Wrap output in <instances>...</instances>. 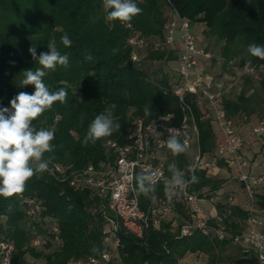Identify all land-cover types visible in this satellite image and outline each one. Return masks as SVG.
Wrapping results in <instances>:
<instances>
[{
    "label": "trees",
    "instance_id": "16d2710c",
    "mask_svg": "<svg viewBox=\"0 0 264 264\" xmlns=\"http://www.w3.org/2000/svg\"><path fill=\"white\" fill-rule=\"evenodd\" d=\"M135 2L142 12L131 22L121 23L107 20L103 0H0V108L7 107L11 111L10 101L20 92H35L33 85H19L23 71L39 67L29 52L30 47L35 46L39 56L49 51L47 44L55 39L58 51L69 56L67 68L58 66L43 78L51 91L66 89V102H55L32 122L37 130L55 128L53 149L43 157L49 161L48 170L34 175L23 193L7 198L0 196V238L14 246L10 264H35L36 260L40 264H74L80 258L99 257L104 251L111 254L107 264H119L117 260L120 264H181L188 254L205 255L210 264H219L216 261L227 247L240 252L230 258L231 264H258L250 252H244L231 240L232 235L242 232L243 221L249 214L232 206L233 216L229 223L225 222L227 236L223 240L206 237L197 230L190 236H180L181 219L187 218V210L178 204L181 218L177 226H173L171 220H164L159 229L149 228L142 237L119 228L120 247L114 250L104 242L103 236V230L115 219L108 196L98 195L88 188L69 187L52 172L55 166L71 171L88 164L98 165L104 159V141L120 138L136 117L150 121L173 114V123L179 122L181 113L169 82L176 74L181 43L176 38L170 45L163 44L171 7L190 23L199 46L208 51L213 42L217 47L216 54L200 59L204 75L212 83H223L224 75L234 81L241 79L233 91L224 89L223 108L243 136L244 145L243 127L251 132L258 122L251 116L264 115V76L256 81L242 74L245 65L264 64V60L247 51L251 43L264 45V0ZM65 34L71 40L70 47L61 43ZM135 34L145 41L147 51L143 57L139 56L140 49L128 43L129 37ZM201 37L209 41L205 44ZM132 52L138 54V61L131 60ZM88 56L92 59H87ZM145 59L167 64V71L161 76H152L143 68ZM215 65L221 67L220 74L213 72ZM186 99L193 108L200 152L210 153L217 144L212 114L192 96ZM112 104L117 106L114 117L121 128L95 144L90 142L84 146L82 142L90 122ZM145 109L150 110V116H145ZM165 152L167 164L174 163L179 171L188 174L192 163L186 150L174 156L165 147ZM222 165L226 163L220 159L215 166ZM209 170L195 168L198 182L190 183L188 189L203 191L201 196L221 212L229 204L214 194L224 180L209 175ZM138 175L140 173L136 177ZM136 187L139 192L137 180ZM153 189L139 192L142 208L153 193L162 194L163 184ZM27 198L41 207L33 218L26 214ZM252 211L264 220V191L255 193Z\"/></svg>",
    "mask_w": 264,
    "mask_h": 264
},
{
    "label": "built area",
    "instance_id": "2783aa9c",
    "mask_svg": "<svg viewBox=\"0 0 264 264\" xmlns=\"http://www.w3.org/2000/svg\"><path fill=\"white\" fill-rule=\"evenodd\" d=\"M129 26L127 24V27ZM176 38L180 40L181 48L177 54L176 74L169 86L177 98L181 113L179 122L173 123V114L161 115L150 121L136 117L129 130L120 138H107L104 141V159L98 165L88 164L71 171L62 166H55L52 170L53 174L65 181L69 187L88 188L98 195L108 196L109 208L115 219L103 230V236L104 242L114 250L120 247L119 228L136 237H142L149 228L159 229L164 220H171L172 225L177 226L181 218L177 211L178 204L187 210V218L181 219L180 236H190L195 230L217 240H223L227 236L225 222L229 223L233 216L231 205L211 215L204 206L205 198L201 196L203 191L188 189L191 182L182 186L168 185L173 175L169 166L174 164L166 163L165 142L170 134L177 135L186 151L195 144L190 171L188 174L180 171L186 181H190L195 168L212 169L218 160L223 159L233 169V175L241 184L251 205L256 188L264 185V170L255 173L247 171L244 167L241 151L245 140L230 122L223 108L222 83H212L203 73L200 59L210 58V52L199 46L190 23L182 19L171 7L163 44L170 45ZM128 43L135 49L145 45L143 38L136 34L129 37ZM131 60H139L136 52H132ZM242 74L259 81L264 76V64L258 67L245 65L242 67ZM188 95L210 111L214 133L217 137L222 135L223 139L217 142L210 153L200 152L193 108L186 99ZM169 130L173 132L170 133ZM251 133L258 138L264 136V116L251 129ZM137 173L151 176L153 187L163 184L162 194L153 193L145 208L141 207L137 194ZM25 202L28 217L33 218L39 214L41 207L35 200L27 198ZM248 212L243 221L242 232L232 235L231 240L240 245L244 252H250L258 264H264V231L260 230V227L264 226V220L253 213L252 209ZM56 231L54 228L53 232ZM13 250L11 242L0 238V264H10ZM110 259L111 254L104 251L99 257L80 258L74 264H107ZM117 262L120 264L119 260Z\"/></svg>",
    "mask_w": 264,
    "mask_h": 264
},
{
    "label": "clouds",
    "instance_id": "9594fccd",
    "mask_svg": "<svg viewBox=\"0 0 264 264\" xmlns=\"http://www.w3.org/2000/svg\"><path fill=\"white\" fill-rule=\"evenodd\" d=\"M103 8L108 21L119 20L121 23L131 22L142 12L135 0H103ZM61 43L65 47L71 46V40L67 34L61 37ZM47 47L49 51L42 52L39 56H37L36 47H30L29 52L39 67L22 72L23 79L19 85L21 87L33 85L35 92L33 94L20 92L10 101L11 111L7 107L0 108V196L5 198L23 193L27 182L34 175L48 170L49 161L43 157L44 153L51 152L53 149L51 142L55 138V128L37 130L32 126V122L50 109L55 102H66V89L61 87L51 91L43 78L48 72L55 71L58 66L67 68L69 56L58 51L55 39L50 40ZM113 51L115 52L116 49ZM247 51L252 56L264 60V45L251 43ZM86 58L92 59L91 56ZM116 107L112 104L109 109L96 115L90 122L82 142L84 146H88L90 142L95 144L101 138L111 136L114 131L121 128L114 117ZM150 115V110L145 109V116ZM169 131L173 132V130ZM165 146L174 156L185 151V146L175 134H170ZM169 168L173 173L168 181L170 187L198 182V177L194 174L190 181H186L175 164L170 165ZM136 180L139 192L147 193L154 190L151 176L141 173Z\"/></svg>",
    "mask_w": 264,
    "mask_h": 264
},
{
    "label": "rangeland",
    "instance_id": "374dc122",
    "mask_svg": "<svg viewBox=\"0 0 264 264\" xmlns=\"http://www.w3.org/2000/svg\"><path fill=\"white\" fill-rule=\"evenodd\" d=\"M198 28L199 26H196V29ZM201 40L205 44L209 41V40L207 41V39L204 37H201ZM216 48H217L216 46H213V42H211L209 45L208 51L210 52V54H214V53L216 54L217 53ZM146 51H147L146 47L145 46L142 47V49H140L139 51V56L143 57L144 55H146ZM143 68L148 73H150L152 76H155V75L161 76L164 72L167 71L168 66L167 64H162L160 62H150L145 59ZM213 72L215 74H220L221 67L219 65H215ZM222 80H223V83H222L223 88L224 89L227 88L228 91H233V87L235 86V84L237 83L239 84L241 82L240 78L234 81L227 75L222 76ZM263 116H264L263 114L259 113V114H254L253 116H251V118L254 122H256V121H259ZM243 135L245 136V139H246V144H247L246 146H247L248 154L251 157H253V160H257L260 164H263L264 163V139L261 140V139L255 138V136L251 135V132L249 131V129H245L244 127H243ZM194 152H195V144L192 146L190 150L186 151L187 157L191 163L193 162L192 160H193ZM227 166H228L227 164L225 166L223 165L215 166L208 171L209 175L214 176L216 179H223L224 180L223 183H226L228 185L232 184L230 182L233 181L232 186L233 188H235L236 192L238 193V198L236 202L234 201L233 203H231V206L235 204H245L244 194L246 195V193L242 189L241 184L238 182L237 178L232 173H228V171L229 172L231 171H230V167L229 166L227 167ZM260 169H263V167L261 166ZM222 187H223V184L221 185L220 189ZM223 195L227 197L225 193ZM239 254L240 252L238 251L237 248L227 247L224 253L222 254V257L220 258V260L218 262L216 261V263L231 264L230 258L238 256ZM40 263L41 262L39 260L35 261V264H40ZM181 264H210V262L207 256L205 255L188 254L182 260Z\"/></svg>",
    "mask_w": 264,
    "mask_h": 264
},
{
    "label": "crops",
    "instance_id": "0c3cea01",
    "mask_svg": "<svg viewBox=\"0 0 264 264\" xmlns=\"http://www.w3.org/2000/svg\"><path fill=\"white\" fill-rule=\"evenodd\" d=\"M140 49H142V48H140ZM251 135H253V134L251 133ZM255 138L258 139V137H256V136H255ZM222 139H223L222 138V135H219L217 137V142L218 141H221ZM246 145H244V148H243V150L241 152L245 169L247 171L255 172V173L262 172L264 170V163L263 164H260L257 160H253V157H251L248 154V152H247V146ZM261 166L263 167V169H260ZM230 170H231V173L233 174V169L230 168ZM230 183H232V184L228 185L226 183H223V187L221 189H219L214 194V195H216V198L217 199H220L221 197H223L224 198L223 199L224 202H228L229 205H231V203H233L234 201L236 202L237 201V198H238V193L236 192L235 188H233V186H232L233 185V181H231ZM263 191H264V185L256 188L255 193H262ZM224 193L227 195V197L225 195H223ZM244 197H245V204H235L232 207H234V208H240V209L245 210V211L251 210L253 208V204L252 205L250 204L251 202H249L250 200L248 199V197L245 194H244ZM204 206L209 211V213L211 215H214L218 211L217 210V207H215L213 205V203L210 202L207 199H205V205ZM260 230H263L264 231V226L260 227Z\"/></svg>",
    "mask_w": 264,
    "mask_h": 264
}]
</instances>
